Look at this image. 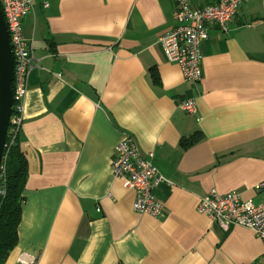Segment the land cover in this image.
Segmentation results:
<instances>
[{"label":"crops","instance_id":"0c3cea01","mask_svg":"<svg viewBox=\"0 0 264 264\" xmlns=\"http://www.w3.org/2000/svg\"><path fill=\"white\" fill-rule=\"evenodd\" d=\"M43 1L21 21L34 55L16 134L28 172L3 264L22 250L36 264H264L249 226L224 228L195 206L210 187L264 203V0L208 27L197 82L158 43L175 0ZM195 129L200 140L180 143ZM128 132L170 180L154 188L156 216L132 208L134 188L111 171Z\"/></svg>","mask_w":264,"mask_h":264},{"label":"built area","instance_id":"2783aa9c","mask_svg":"<svg viewBox=\"0 0 264 264\" xmlns=\"http://www.w3.org/2000/svg\"><path fill=\"white\" fill-rule=\"evenodd\" d=\"M242 0H211L199 6L189 4V0H175L173 9L174 25L165 29L158 36V43L164 55L171 61H177L182 69L184 79L199 81L202 78V50L201 40L208 36L212 23L218 24L225 30L228 21ZM34 0H0L1 11L7 25L10 49L12 50L13 79H12V110H10V132L18 130L21 122V109L23 97L26 92L28 71L33 67V50L30 42L24 36L22 28L23 15L34 6ZM42 4L47 5V1ZM195 97H183L179 105L186 112L195 110ZM8 125V126H9ZM7 126V128H8ZM135 137L125 133L118 139L111 156V171L114 176L123 178L122 184L134 188L132 208L139 212L147 211L151 215L163 212L162 200L154 195V188L161 182L168 183L165 177L152 162L153 152H141L135 144ZM257 182L254 191L262 186ZM0 193L4 192L1 188ZM196 208L201 213L210 215L220 226L228 228L230 224L239 223L249 226L264 243V203L254 202L251 198H243L236 189L217 192L213 187L198 196ZM37 254L22 250L18 255L20 264H36Z\"/></svg>","mask_w":264,"mask_h":264},{"label":"trees","instance_id":"16d2710c","mask_svg":"<svg viewBox=\"0 0 264 264\" xmlns=\"http://www.w3.org/2000/svg\"><path fill=\"white\" fill-rule=\"evenodd\" d=\"M154 77L157 75L154 73ZM9 125V123H8ZM10 125L4 135L5 142L2 148V161L0 169V184L4 189L0 193V264L5 262L9 249L17 243L18 226L22 210L23 187L25 185L26 173L28 172L27 157L16 136L10 132ZM202 138V132L195 129L189 135H183L180 143L189 146L195 140Z\"/></svg>","mask_w":264,"mask_h":264},{"label":"water","instance_id":"95a60500","mask_svg":"<svg viewBox=\"0 0 264 264\" xmlns=\"http://www.w3.org/2000/svg\"><path fill=\"white\" fill-rule=\"evenodd\" d=\"M0 5V161H2V148L4 146L7 131V122H9L10 110H12V71L13 56L10 49L7 25L5 24L4 14ZM1 169V163H0Z\"/></svg>","mask_w":264,"mask_h":264}]
</instances>
